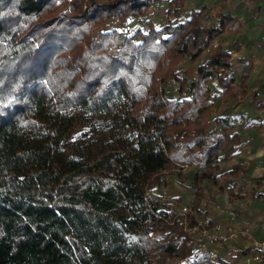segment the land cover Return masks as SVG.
<instances>
[{
  "label": "trees",
  "instance_id": "trees-1",
  "mask_svg": "<svg viewBox=\"0 0 264 264\" xmlns=\"http://www.w3.org/2000/svg\"><path fill=\"white\" fill-rule=\"evenodd\" d=\"M262 11L264 0H0V264H234L198 249L149 190L195 166V223L221 176L234 195L247 175L218 163L264 128V79L251 89L232 53Z\"/></svg>",
  "mask_w": 264,
  "mask_h": 264
},
{
  "label": "crops",
  "instance_id": "crops-1",
  "mask_svg": "<svg viewBox=\"0 0 264 264\" xmlns=\"http://www.w3.org/2000/svg\"><path fill=\"white\" fill-rule=\"evenodd\" d=\"M261 13H263V11ZM257 18L255 22L257 25L254 27L249 28V24L246 25V27H248V32L254 28L257 30L260 29L262 32L264 31V22H258ZM252 51L254 52V56L251 61L257 64L258 69H247L246 67H242L237 70L240 72H250V84H252L250 87L254 90L257 84L264 79V50L262 51V54L257 47ZM245 53L236 56V59L242 60L243 57V60L245 61L244 57L247 56ZM246 65L247 67H250V64ZM249 108V106H247L246 109L243 107L242 111L248 113L250 111ZM252 133L251 136L247 137L248 141L242 147L238 149H233L231 146L227 147L226 150L222 152L218 163L219 174L230 170L237 163L246 164L247 175H240L237 177L239 181L234 187L235 194H229V184L227 180L221 176L220 184L222 185V188L214 187L211 192L213 201H203L201 205L202 210L200 213L196 214L198 217L205 218L210 222H222L224 225L235 222L233 219H236L238 225L249 223L251 224L255 238L261 239L264 226V182H260L259 177L264 175V128L252 130ZM262 181H264V178ZM177 191H179V189H177ZM189 191L191 190L189 189ZM185 192L186 191L179 193L178 196H182V194L184 195ZM193 197L194 193L192 192L191 200L189 202H181L185 205L190 204L189 207L192 211L190 214L195 212L192 206ZM168 202L172 203L179 210L184 206L180 207L179 203L176 201ZM235 243L239 247L252 244L251 239L248 238L246 234H240L238 241ZM241 243L245 245H242ZM219 252L220 254H223L222 249H220ZM241 263L243 264L242 259Z\"/></svg>",
  "mask_w": 264,
  "mask_h": 264
},
{
  "label": "rangeland",
  "instance_id": "rangeland-1",
  "mask_svg": "<svg viewBox=\"0 0 264 264\" xmlns=\"http://www.w3.org/2000/svg\"><path fill=\"white\" fill-rule=\"evenodd\" d=\"M193 4H194V1L188 3L189 6L193 5ZM222 5H223L222 1H217L214 3V9H213L214 15H217V13L221 9ZM159 8H162V7H158L156 9V12L154 14H152L153 20L158 24L161 23L162 20L164 21V19H165V17L163 16L162 10H160ZM257 21L260 23L264 22V12L258 14ZM135 23H136V21H132L131 25H135ZM244 23H245V25H247L248 21H244ZM256 30L257 29H255V28L253 30H250L247 33V35H245L244 37L241 38V42L243 44L241 50H239V51L235 50L232 52L234 57H235L233 67L237 72H240L238 70L241 69L242 67H246L247 69L257 68V64H255L253 61H251L252 57L254 56V52L252 50L257 47V48H259L260 53L262 54V51L264 50V37H262V38L260 37V34H261L260 29H258L257 31ZM212 50H213V46H211L209 50H207L203 53V55L200 57L199 61H204L205 59H207ZM243 53H245V55L247 54V56L244 57L245 61L243 60V57H242V60H240V59L237 60L236 56L243 55ZM246 59H247V61H246ZM246 64H250V67H247ZM196 65H197V62L192 63L189 60H185L183 62V66L189 68V73L191 76H194L196 74V72H195ZM255 80H257V79H255ZM170 87H171L172 91L176 94V84L173 83L170 85ZM246 108H247V105L245 106V109ZM196 169L197 168L195 166L187 167L185 169H183V168L179 169V171H181L182 175H179L177 172L169 173V170H167V172H166V173H168L167 174L168 175L167 181L162 183L159 187H156L152 190H149V193H151L152 195H156V196H163V201H176L177 203H179L180 207H182L183 205H185L184 203H181L182 201L183 202H189L191 200L192 192L189 191V189L187 187H188V184L191 183V180L194 177ZM259 178H260L259 181L263 183L264 181H262V179L264 178V175H261ZM177 189H179V191H177ZM184 191H186V192L184 193V195L182 194V199H179L180 196H178V194L181 192H184ZM223 192L226 193L225 191H223ZM187 206H190V204H188ZM180 216L182 217V215H180ZM197 218H198V216H196V220H197ZM188 219L191 222L190 217H188ZM185 230H186V228H185ZM238 239L232 241L229 244L230 246L227 244L217 245L218 251L220 249L223 250V254H220V255H223L229 259H232L234 261V264H242L241 263L242 256L241 255L233 256L230 253V250L229 249L227 250V248L230 247L233 249L234 247H239L235 243L236 241H238ZM242 245H245V244H242ZM240 247L243 248L246 246H240ZM169 264H179V262L177 260H172V261H170ZM243 264H246L245 261L243 262Z\"/></svg>",
  "mask_w": 264,
  "mask_h": 264
},
{
  "label": "built area",
  "instance_id": "built-area-1",
  "mask_svg": "<svg viewBox=\"0 0 264 264\" xmlns=\"http://www.w3.org/2000/svg\"><path fill=\"white\" fill-rule=\"evenodd\" d=\"M187 167L191 166L186 164L183 169ZM189 213H192V211L187 205H184L179 210V214L182 215L181 218L186 230L196 237L197 248L207 253L212 259H216L220 254L217 250V245H229L232 241L238 239L240 234H246L256 248L252 253L243 255L242 261H245L246 264H264V226L262 238L257 239L255 238L251 224L249 223L238 225L236 219H233L235 222L224 225L222 222H210L205 218L198 217L193 224L188 219V217H190Z\"/></svg>",
  "mask_w": 264,
  "mask_h": 264
}]
</instances>
